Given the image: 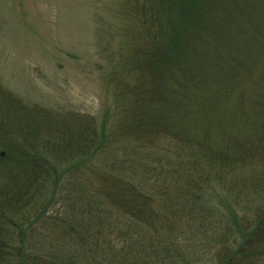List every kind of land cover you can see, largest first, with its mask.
Listing matches in <instances>:
<instances>
[{
	"label": "trees",
	"instance_id": "obj_1",
	"mask_svg": "<svg viewBox=\"0 0 264 264\" xmlns=\"http://www.w3.org/2000/svg\"><path fill=\"white\" fill-rule=\"evenodd\" d=\"M123 13L102 117L0 88V264H192L208 231L214 264H264V0ZM121 146L173 155L111 162ZM76 184L89 196L60 211Z\"/></svg>",
	"mask_w": 264,
	"mask_h": 264
},
{
	"label": "rangeland",
	"instance_id": "obj_2",
	"mask_svg": "<svg viewBox=\"0 0 264 264\" xmlns=\"http://www.w3.org/2000/svg\"><path fill=\"white\" fill-rule=\"evenodd\" d=\"M126 2L0 0V88L8 94L2 102L13 108L40 106L102 117L111 104L110 58L125 26ZM172 155L161 158V153L152 149L133 152L121 146L109 157L119 164L131 163L132 157L133 162H139L134 165L157 171L166 166L159 159L167 163ZM67 192H71L69 201L58 204L62 212L75 203L73 195L79 200L90 194L84 184ZM112 215L118 217L117 213ZM195 236L190 250L196 255L192 264H214L210 257L219 244L203 241L214 235L208 231Z\"/></svg>",
	"mask_w": 264,
	"mask_h": 264
},
{
	"label": "water",
	"instance_id": "obj_3",
	"mask_svg": "<svg viewBox=\"0 0 264 264\" xmlns=\"http://www.w3.org/2000/svg\"><path fill=\"white\" fill-rule=\"evenodd\" d=\"M0 154H1V155H3L4 153H3V152H1Z\"/></svg>",
	"mask_w": 264,
	"mask_h": 264
}]
</instances>
